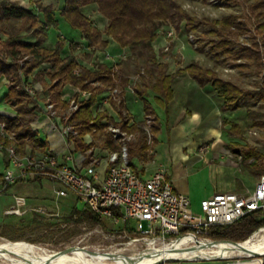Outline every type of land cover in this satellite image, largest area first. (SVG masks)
Masks as SVG:
<instances>
[{
  "label": "trees",
  "instance_id": "1",
  "mask_svg": "<svg viewBox=\"0 0 264 264\" xmlns=\"http://www.w3.org/2000/svg\"><path fill=\"white\" fill-rule=\"evenodd\" d=\"M92 6L95 7V13L105 19L103 28L87 16L86 11ZM260 6L261 4H257L250 8L251 15L257 17L252 29L248 24L251 20L247 15L198 19L190 15L176 0H67L59 10V17L55 15L52 6L36 4V11L39 13L37 15L35 11L33 13L0 1V79L5 78L8 81L4 101L15 111V117L12 119L0 115V122L5 124L7 131L13 133L22 145L29 143L43 147V142L29 126L38 117V106L33 102L34 99L27 92L26 86H31L32 82L41 83L49 91L50 101L57 108H65L61 93L64 87L69 85L91 93L89 100L82 102L78 111L72 115L71 122L76 124L82 134L96 129V138H101L111 149H117L110 135L105 133V125L102 123L104 119L108 122H113V119L108 118L105 111L97 113L93 118V107L97 98L115 86L110 63H100V57L97 56L100 54L96 53L109 51L107 48L113 42L117 44L119 51L128 52L127 57L137 56L145 60L146 67L143 73L137 71L139 80L133 90L143 102L145 115L153 116V142L158 129L157 118L144 95L150 91L157 95L158 100H169L173 79L176 74L182 72L202 86L209 85L221 101V111H235L245 107L251 127L264 135V22H260L258 18L261 15L257 12ZM60 18L82 41H75L72 36L66 38L58 35L53 47L46 46L48 33L51 29H58ZM204 26L209 28L206 33L210 37L208 44L211 58L216 63L221 56L229 61H244L237 67H253L260 80L258 88H242L220 78L214 68L203 67L194 61L182 69H177L173 74L168 73V64L162 60L168 54H157L153 47L160 34L163 36L168 29L173 28L177 34L187 38L189 34L198 33ZM24 34L34 35V41L25 40L22 37ZM243 35L249 36V41L244 44L238 41ZM82 45L90 48L88 53L83 54V57L90 59V68L82 66L75 54L77 48ZM24 56H30L31 60L21 67L18 61ZM45 62L50 63L52 68L47 71L39 70L30 78L33 71ZM75 70H78L77 74L74 73ZM119 70L120 74L124 75L120 80V88L124 90L129 83V76L121 68ZM256 102L261 103L257 108L254 106ZM123 107L122 102L121 108ZM141 125L142 123H133L126 127L125 122L119 125L128 133L138 132L136 143L129 149L131 167L136 173L139 171L132 160L145 156L149 150ZM222 125H229L226 130L228 135L242 136L239 124L224 121ZM82 146L84 144L78 142L77 147ZM230 149L240 157L243 168L257 175L264 172V152L249 145H236V148L230 146ZM64 219L73 220L75 223L102 222L89 208L82 211L73 210ZM262 226L264 211L256 210L230 225L212 227L208 235L216 241L241 243ZM6 229L0 228V236L5 237L3 232Z\"/></svg>",
  "mask_w": 264,
  "mask_h": 264
},
{
  "label": "built area",
  "instance_id": "2",
  "mask_svg": "<svg viewBox=\"0 0 264 264\" xmlns=\"http://www.w3.org/2000/svg\"><path fill=\"white\" fill-rule=\"evenodd\" d=\"M178 38L173 28L168 29L164 36V51H169ZM187 40L195 44L193 34H189ZM77 49L79 50L80 46ZM87 49L89 52L88 46ZM96 54L101 55H97L100 57V63H110L115 80V86L106 91V104L110 108V113H106L113 122L104 119L102 123L105 125V133L110 135L117 149H111L101 138H96L95 135L98 134L96 129L82 134L76 124L71 122V117L78 111L80 104L89 100L90 92L71 87L69 92L61 96L66 107L57 108L50 101L49 91L44 92V102L38 103L36 90L27 85V92L45 114L50 130L63 139L66 153L58 155L46 147L43 150H35L34 154L21 155L18 151L17 138L7 131L3 122H0V154L5 156L8 164L0 176V194H4L19 182L38 179H45L59 186L55 191L51 211L44 207L22 208L26 203L25 198L15 195L13 206L5 214L21 217L31 212L55 223L58 221L59 226L52 225L50 230L69 228L71 225L63 222L60 200L71 195L101 219L109 220L112 225L121 221L123 226L119 235L129 240L128 244H132L135 250L133 255L136 256L146 254L159 246L167 247V250L171 251L180 244L182 251L199 246L215 248L219 243H227L211 239L208 235L211 228L230 225L252 211H264V172L260 174L251 190L217 193L203 199L199 204L198 213L192 210L188 196L174 191L163 167L157 168L148 177L136 173L131 167L129 149L136 143L138 132L128 133L119 125L125 122L126 127H129L134 123L132 114L126 109L125 104L121 108V104L124 103L126 90L134 91L139 74L129 77L128 85L122 90L120 80L124 75L120 74L119 69L121 63L127 60L126 52L120 50L114 53L104 50ZM30 60V56H24L18 62L23 67ZM51 68L52 65L45 62L34 73ZM74 73L77 74L78 70ZM96 114L97 112H94L93 118ZM0 115L8 119L15 117V114L1 110ZM152 124L153 116L145 115L141 131L148 146L153 144ZM78 142L84 146L78 148ZM198 149L203 153L207 150V145L202 144ZM262 228L264 226L255 230L247 240ZM97 231L102 233V230ZM207 260H217L219 264H264V255L243 254L217 258L199 256L184 258L180 255H168L160 261L162 264H184Z\"/></svg>",
  "mask_w": 264,
  "mask_h": 264
},
{
  "label": "crops",
  "instance_id": "3",
  "mask_svg": "<svg viewBox=\"0 0 264 264\" xmlns=\"http://www.w3.org/2000/svg\"><path fill=\"white\" fill-rule=\"evenodd\" d=\"M0 1L19 6L33 13L35 11L37 15H39V13L36 11V4L40 3L44 6H52L55 10V15L58 16L59 10L67 0ZM72 33L75 41H82L75 32ZM22 37L25 40L34 41V35L24 34ZM162 38L159 37L160 42ZM48 42L49 36L45 43L46 46ZM51 45L50 48L53 47L54 43ZM174 46H177L175 47L176 49L178 47L183 49V52H181V54L183 53V57L180 58L181 65V61L186 58L184 54L189 51V48L184 44L183 39H179ZM47 47H49V45ZM117 47V44L112 42L109 44L107 50L110 48L112 52L115 53L119 51ZM75 54L79 56L77 52ZM174 59H176V57ZM80 64L82 65L83 63ZM167 64L169 74H173L176 71L175 69H182L187 66L182 64L181 67L179 65V68H176L174 67L175 65L172 67L170 63ZM90 66L91 61L89 66L84 67L90 68ZM120 67L127 72L128 63L123 62ZM33 77L34 71L30 78ZM7 84L8 81L5 78L0 79V110L9 114H15L13 107L4 101V96L7 93ZM31 86L36 90L38 103H43L44 92L48 90L39 82H32ZM171 89L172 95L169 100H158L156 99L157 95L150 91H147L144 95L153 108L157 118L158 129L155 134V142L149 146L147 154L141 158H134L132 160L139 173L148 177L157 168L163 167L167 171L168 178L172 183L174 191L188 196L192 210L199 209L200 202L214 194L238 193L245 189H253L260 175L253 174L243 168L241 166L240 157L234 154L230 149V146L236 148V145L240 147L247 145L246 128L249 126L251 127V123L247 120L245 107L235 111H221V101L211 87L209 85H200L185 72L176 74ZM70 90L71 86L66 85L61 96ZM106 96L107 92H104L97 98V102L93 107V112L99 113L105 111L108 114L110 113V108L106 104ZM124 104L126 109L132 114L133 122L136 124L142 123L145 116L143 102L134 91L131 92L126 90L124 93ZM256 105H258V102L254 104L255 107H257ZM37 106L38 117L33 120L29 126L44 145L43 147L31 145L29 143L22 145L20 141H18L19 153L21 155L34 154L35 150H43L49 147L56 154L63 155V153H66V146L63 139L57 133H53L50 130L49 122L45 114L41 112L40 106ZM224 121L239 124L242 129V136L228 135L226 130L229 128V125H222ZM248 123H250V125H248ZM202 144L207 145V150L203 153L198 149ZM258 149L264 152V147ZM0 157L6 169L8 165L7 160L2 154H0ZM2 174L3 173H0V176ZM43 180L45 179L32 180L28 183H41ZM21 197H24L26 201L22 208L30 209L44 207L49 211L53 209L55 194L52 198L45 197L43 199L44 204L41 205L34 204V197ZM65 199H73L76 203L78 202L76 198L71 195L61 200ZM12 206L13 204L7 207L4 213ZM85 208L84 206L83 210ZM73 210L79 211L76 208L68 212L61 211L63 217L69 216ZM18 218H20L18 223L2 225L0 228L5 227L7 231H18L21 227L20 225L28 219L30 220L29 225L31 227H34L37 221H42L43 223L47 221V224H43L44 229L49 226L51 227L55 223V221L51 219H45L31 212ZM56 223H58V221Z\"/></svg>",
  "mask_w": 264,
  "mask_h": 264
},
{
  "label": "rangeland",
  "instance_id": "4",
  "mask_svg": "<svg viewBox=\"0 0 264 264\" xmlns=\"http://www.w3.org/2000/svg\"><path fill=\"white\" fill-rule=\"evenodd\" d=\"M182 5V7L192 16H195L198 19L208 18V19H220L223 16L227 15H238L245 16L247 15L250 18L249 26L253 29L256 18L251 15L250 8L253 5L261 4L257 12L261 13L258 16L260 22H264V0H176ZM87 16H89L100 28H103L105 22L104 18L97 13H95V7H89L86 11ZM209 28L204 26V28L199 29L198 33H193V38L195 44L190 43L186 36H180L179 39L184 41V44L189 48L188 52L184 54L186 57L182 60L184 66L188 65L191 62H197L203 67L214 68L218 76L224 80L233 82L234 84L245 88L253 90L258 88L260 80L257 76V71L252 67L250 69H244L237 67V65L242 64L244 61H229L227 58L223 59L224 56L220 57V60L216 63L211 55H209V39L210 37L206 33ZM73 31L70 27L64 22V20H59L58 29H51L49 31V47L52 46L58 35L64 36L66 38L73 37ZM165 33V32H164ZM163 33V34H164ZM164 36L160 34L162 41L158 40L154 43L153 47L157 54L167 53L168 56L162 58L167 63H170L171 66L179 68L180 58L183 57L182 48H175L174 44L169 48V51H164ZM182 38V39H181ZM77 40V38H76ZM175 41V42H176ZM238 41L240 43H247L249 41V36L243 35ZM80 42V41H79ZM47 45V46H48ZM174 46V47H173ZM112 52V49L109 48ZM79 54V61L83 63V66H89L90 59L83 57L84 53H88L87 46H81L77 51ZM128 52H126L127 54ZM129 55V54H127ZM176 57V59H174ZM85 61V62H84ZM128 63L127 72L124 71L129 77H133L137 74V71H143L146 67L144 58L141 57H127V60L123 61ZM122 62V63H123ZM121 63V64H122ZM181 64V65H182ZM180 65V67H181ZM121 66V65H120ZM177 70V69H175ZM261 105L258 102L257 107ZM255 107V108H257ZM264 111V109H262ZM250 125V123H248ZM247 145L255 148L264 147V135L261 134L255 128L247 127ZM0 157V173H4L5 167L1 162ZM58 189V185L52 183L48 180H43L41 183L34 182H19L16 185H13L8 189L4 194H0V226L2 225H11L18 223V217L6 216L4 210L13 204V196H25V197H34V204L41 205L45 197H53L55 190ZM251 190V189H250ZM84 203L75 202L73 199L61 200L60 208L62 212H68L72 209H78L79 211L83 210ZM195 213H198L199 210L195 209ZM100 223H75L73 220L64 219L63 222L70 224L69 228H55L49 229V227H43V224L48 222L37 221L34 224V227L30 226V220L24 221L18 231L6 230L3 232L5 237L0 236V240L3 239L7 242L22 244V245H37L51 251H64L65 248L75 246L73 249H80L92 253H105L111 250H119L120 257L128 258L131 255L135 254L133 248L131 250L125 248L129 240L126 238L120 237L119 233L123 226L121 221L112 225L109 220H101ZM54 227H58L59 224L54 223ZM97 230H102V233H99ZM250 237V236H249ZM248 237V238H249ZM26 243V244H25ZM125 245V246H124ZM72 249V250H73ZM122 249V250H121ZM126 249V250H125ZM105 251V252H104ZM123 251V252H122ZM127 256V257H126ZM83 261V260H82ZM217 260H207V261H197V262H185L184 264H219Z\"/></svg>",
  "mask_w": 264,
  "mask_h": 264
},
{
  "label": "bare ground",
  "instance_id": "5",
  "mask_svg": "<svg viewBox=\"0 0 264 264\" xmlns=\"http://www.w3.org/2000/svg\"><path fill=\"white\" fill-rule=\"evenodd\" d=\"M131 245L128 244L125 248L128 247L131 250ZM180 249V244L171 251H168L167 247L159 246L140 256L131 255L128 258H122L119 250L104 251L105 253L100 254L73 249L66 253L65 251H51L32 244L11 243L1 239L0 264H154L168 255H180L184 258L264 255V228L256 231L250 240L241 242L239 246L217 244L215 248L199 246L190 250L181 251Z\"/></svg>",
  "mask_w": 264,
  "mask_h": 264
},
{
  "label": "water",
  "instance_id": "6",
  "mask_svg": "<svg viewBox=\"0 0 264 264\" xmlns=\"http://www.w3.org/2000/svg\"><path fill=\"white\" fill-rule=\"evenodd\" d=\"M225 242H227V243H230V244H232V245H234V246H239L241 243H238V242H228V241H225ZM75 246H71V247H68V248H65L64 249V251L66 252V253H69V252H71V250L74 248ZM62 251V250H61ZM58 252H60V251H58ZM154 264H162V261H157V262H155Z\"/></svg>",
  "mask_w": 264,
  "mask_h": 264
}]
</instances>
